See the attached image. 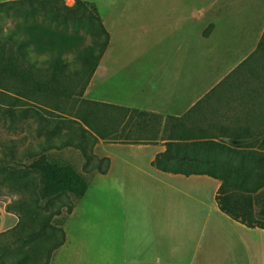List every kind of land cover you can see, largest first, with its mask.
I'll return each instance as SVG.
<instances>
[{
	"label": "crops",
	"instance_id": "1",
	"mask_svg": "<svg viewBox=\"0 0 264 264\" xmlns=\"http://www.w3.org/2000/svg\"><path fill=\"white\" fill-rule=\"evenodd\" d=\"M152 10L173 14L136 29L121 28L122 39L144 33L136 40L143 46L135 51L110 53V36L83 97L160 115L162 121L150 142L100 140L94 147L96 156L109 159V169L88 179L52 264L61 258L63 264H264V229L249 228L218 208L219 180L152 165L170 141L189 145L171 157L207 167L224 161L232 141H252L258 150L264 123L229 100L226 82L257 49L264 0H174ZM115 18L120 25L132 22L126 14ZM87 211L99 235L95 247L85 238L94 228L91 220H80L79 235L72 227ZM17 222L15 215L0 213V234ZM106 227H117L116 235L107 236Z\"/></svg>",
	"mask_w": 264,
	"mask_h": 264
},
{
	"label": "trees",
	"instance_id": "2",
	"mask_svg": "<svg viewBox=\"0 0 264 264\" xmlns=\"http://www.w3.org/2000/svg\"><path fill=\"white\" fill-rule=\"evenodd\" d=\"M2 14L18 18L22 30L0 34V122L7 123L8 129L16 132L22 121L37 119L41 122L39 132L47 139L40 151L23 154V158L31 160L27 165H22V158L19 160L13 145L6 146L0 141L1 149L6 150L8 156L0 164V186L27 196L26 200L7 207L8 212L17 213L19 219L15 227L0 234V237L10 234L0 245V264H50L65 244L66 234L52 224V212H38L41 203L47 204L52 198L68 194L79 200L88 189V179L73 167L60 166L45 155L56 148L55 139L61 138L64 127L66 133L62 135L61 144L80 149L89 161L99 140L132 144L152 141L156 136L154 127L160 125L163 117L83 97L110 39L102 19L89 3L75 0L73 7H67L64 0L5 1L0 3ZM30 21L38 28L29 30L26 26ZM81 32L96 37L94 43L98 49L84 47L76 38ZM67 52H74L78 62L70 63L65 58ZM259 53H264V33L257 49L232 76ZM20 97L50 102L55 97V104L49 103L46 107L52 110L53 117H60L59 120H53V128L49 129V121L39 111L26 110ZM106 117H121L125 122H104ZM250 142L232 141L233 149L229 148L224 161L207 167L171 157V152L178 153L180 147L189 145L170 141L166 143V151L158 155L152 165L163 172L207 175L219 180L218 208L249 228L264 229V198L258 202V211L254 208V195L264 189V153L242 148ZM259 144L264 148V140ZM100 161L105 165H97L94 170L105 174L110 161L107 158ZM85 170L91 173L90 169ZM74 207L69 208V213Z\"/></svg>",
	"mask_w": 264,
	"mask_h": 264
},
{
	"label": "rangeland",
	"instance_id": "3",
	"mask_svg": "<svg viewBox=\"0 0 264 264\" xmlns=\"http://www.w3.org/2000/svg\"><path fill=\"white\" fill-rule=\"evenodd\" d=\"M5 1H18V0H0V3ZM84 2L89 3L92 5L96 11L97 14L100 16V18L103 21V24L107 30V32L111 36L110 39V45L108 51L110 53L114 51H135L136 48H141L143 46V42L141 44L140 37H144V33L141 31H137L136 37H131V33H128L125 35V37L122 39L118 35L120 29L123 27L125 30H127V26L131 29H136L139 25L146 26L151 21L152 23L165 21L166 16L171 15L173 13H168L164 11H153V6L160 7L161 5L165 4H173L174 0H81ZM64 4L67 7H73L75 5V0H64ZM115 7V8H114ZM127 11L124 13L123 11ZM126 14L128 17H131L130 23H124L120 25V19L118 21L115 17H120V15ZM127 25V26H126ZM29 30H35L38 28V25L35 23H32L31 21L26 26ZM9 30H22V25L20 24V20L18 18H11L7 17L5 14L0 15V34L5 35L7 31ZM54 34L55 32L52 31ZM134 34V33H133ZM140 36V37H139ZM79 42L82 43L84 47L87 46H95V49H98V46L94 43L96 40V37L91 36L87 33H82L76 37ZM102 40V38H100ZM122 39V40H121ZM98 40V39H97ZM97 51V50H96ZM97 53V52H96ZM65 58L70 63H77V57L74 52H67L65 54ZM226 84L230 85V90L226 92L229 95V100L233 103L235 102L237 105H242L243 109L251 112L252 117L257 118L259 121H262L264 123V53L257 54L251 62L246 64L243 68H241L240 71L235 73L229 80L226 82ZM21 98V97H20ZM80 98H78L79 100ZM64 100V98H62ZM11 101V100H9ZM22 106L26 108V110L31 111L32 113L34 111H39L45 119H47L49 122L47 123L49 129H52L53 120H59L60 117H53V112L51 109L47 108L49 103L51 105L55 104L54 101H56L55 97H52V102L50 100H29L25 97H22L21 100ZM57 105V103H56ZM240 105V106H241ZM61 115V114H60ZM105 121L111 120L112 122H119L122 121V124L125 122L124 119L121 117L113 118L106 117L104 118ZM256 122V120H254ZM41 122L37 119L28 118L24 121H22L20 128L13 132L10 129H8L7 123L0 122V141L4 143L6 146L13 145L15 147V153L19 157V160L21 161L22 165H27L31 162V160L23 158V154L26 151H32V152H38L41 150V146L44 145L47 137L43 134H40L39 128H40ZM62 134L59 136L60 139H55V137H52L56 141V148H53L51 150H48L45 152L46 157L49 161L59 164L60 166H71L73 169L84 176L86 179H89L90 176L94 173H97L96 169L94 170V167L97 165L104 166L105 163L101 162V158L96 156L94 154L93 149V156L91 160L88 161L82 153L80 149H77L75 147H68L61 144L62 141V135L66 133V129L61 131ZM100 142V140H99ZM258 145L261 142L260 140L257 141ZM256 144L249 143L248 145H242V148H245V150H253L257 152H262L263 149L258 146V150L254 148ZM261 148V149H260ZM8 156H6V150H2L0 147V164L1 161L7 159ZM90 169L88 171H91V173L86 172L85 169ZM27 196L20 193H13L11 192L7 186H0V213H8L11 215H15L18 219L19 216L17 213H10L7 210V207L9 205H12L14 203H19L24 200H26ZM264 198V189H262L258 194L254 195V203L256 206H258L259 200ZM78 200L74 195H60L59 197L52 198V201L50 203H41L40 209H38L39 213L47 214L48 212H52V224L56 227L64 230V224L66 219L68 218L69 208L73 207L77 204ZM258 211V207L257 210ZM59 213V214H58ZM58 214V215H55ZM126 214L125 213V220L123 219V222L126 221ZM55 215V216H54ZM98 215V214H97ZM77 224H72V227L75 228L76 234L79 235V229H76V226L80 222V220H91L93 230L90 232L89 236H86L85 238L89 239L93 242L94 247L97 246V240L99 238L98 231L95 223V219L93 217V213L90 212H84L82 214V218L79 214ZM80 225V223H79ZM99 227L103 228V225H100ZM126 228V227H125ZM127 229V228H126ZM106 235L111 236L113 233L116 235V231H118L117 227H106ZM7 236L0 237V245L2 242H5L6 239H9L10 234H6ZM128 237V235H127ZM128 239V238H127ZM108 244L112 243V237L106 239ZM79 258V255H76L73 260H77ZM92 259L96 258V251L91 256ZM52 264V261H51ZM55 264H63V258H61L59 261L56 259Z\"/></svg>",
	"mask_w": 264,
	"mask_h": 264
}]
</instances>
